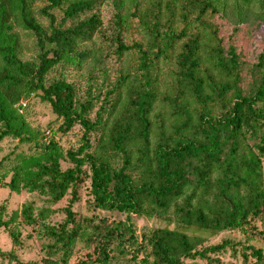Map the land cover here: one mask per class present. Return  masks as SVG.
I'll return each mask as SVG.
<instances>
[{
	"label": "trees",
	"instance_id": "trees-1",
	"mask_svg": "<svg viewBox=\"0 0 264 264\" xmlns=\"http://www.w3.org/2000/svg\"><path fill=\"white\" fill-rule=\"evenodd\" d=\"M17 1L18 7L11 0H0V61L4 63L0 68V139L21 137L23 123L17 122L11 107L20 96L12 86L25 93L37 90L40 100L60 118L59 129L67 131L77 124L81 132L78 146L66 151L70 167L60 170L56 156L46 148L45 163L32 162L37 172L19 175L15 171L6 185L14 189L20 179V187L27 190L47 188L53 202L69 189L65 221L58 230L45 229L55 241L53 247L60 242L62 261L79 234L77 224L66 225L74 221L69 207L78 199L77 189L87 175L84 164L92 204L125 214L121 225L95 233L92 261L96 263L107 264L108 244L117 239L114 235L121 247L125 231L136 242L128 220L131 213L165 214L176 223L174 228H153L141 235L148 254L139 264H184L183 258L207 257L206 253L229 243L223 240L201 247L203 237L181 228L194 226L213 233L238 227L262 212L264 48L249 65L231 42L223 48V34L219 35L211 20L216 11L209 0H133L135 18L145 28L147 39L143 45L123 46L116 36L118 51L135 54V71L118 79L116 86L124 88L123 98L117 94L108 107L104 95L93 118L89 116L92 99H76L73 81L56 78L44 83V76L65 57L79 67L89 52L84 44L100 28L99 7L104 0H72L64 7L62 0H46L39 9L47 19L46 28L36 22L24 0ZM12 7L34 37L36 63L16 56ZM54 7L60 8L58 21L49 11ZM119 19L117 12L113 20L117 27ZM192 21L194 32L188 34L186 26ZM180 22L185 27L177 29ZM96 131L98 137L91 145L89 134ZM27 209L23 217L32 221ZM245 249L254 259L247 264H264L259 248L247 245Z\"/></svg>",
	"mask_w": 264,
	"mask_h": 264
},
{
	"label": "rangeland",
	"instance_id": "rangeland-1",
	"mask_svg": "<svg viewBox=\"0 0 264 264\" xmlns=\"http://www.w3.org/2000/svg\"><path fill=\"white\" fill-rule=\"evenodd\" d=\"M24 1L26 9L34 16L36 22L46 28L47 19L40 15L39 9L47 1ZM70 1L72 0H62L61 5L64 7ZM209 1L216 11V14L210 16L211 20L218 26L219 35L223 34V48L231 42L235 51L241 49L245 62L252 64L256 53L264 48V3L259 0ZM133 2L104 0L99 7L100 28L84 44L89 52L79 67L75 68L71 59L65 57L53 65L44 76V83L56 78L73 81L77 91L76 99L81 102L92 99L90 118H93L101 100L106 99L104 95L108 98L105 103L108 107L116 96L123 98L124 88L119 89L116 86L118 79L126 72L135 71V54L132 51H118L116 36H119L123 46L138 42L143 45L142 41L147 39L145 28L139 24L138 18H135ZM11 3L18 7L17 0H11ZM49 11L58 21L61 17L60 8L54 7ZM117 12L120 14L118 27L113 23ZM11 13L16 16V56L22 61L36 63L37 49L34 37L21 24L18 9L12 7ZM194 23L195 21H192L186 26L185 31L188 34L194 32ZM182 26L184 25L181 22L178 23L177 29ZM184 39L185 37L182 38ZM0 63L1 68L4 63ZM10 89L16 96H20L12 102L11 107L17 122L23 123V128L20 130V138L7 135L0 139V264H101L92 261V249L97 242L95 233L121 225L125 214L116 210L96 208L92 204L87 165H82L87 175L77 189L78 199L69 207L74 221L67 223L66 227L71 228V225L77 224L79 234L70 245L65 261L61 260V250L57 247L60 242L53 247L55 241L53 237L46 235L45 229L58 230L65 221V206L70 198L69 189L58 201L53 202L46 191L47 188L36 187L27 190L20 187V179L14 189L6 185L15 171L19 172V175L27 170L30 174L37 172L38 168L32 165V162L45 163L46 148H50L47 153L56 156L60 170L70 167L72 163L67 159L66 151L74 150L78 146L81 132L77 124L67 131L59 129L60 118L51 111L46 102L40 100L37 90L25 93L21 87L12 86ZM104 117L103 115V120ZM97 137L98 131L89 134L91 145L95 144ZM50 143L55 145L50 146ZM31 156L33 158L30 162H25L28 159L22 160ZM260 180L264 190V157L261 158ZM24 208H28L27 213L32 221H25L22 213ZM128 220L133 231L131 236L135 237L136 242L132 243L128 231H125L124 245L121 247L117 245L118 236L114 235L117 239L113 238L108 244L107 264H139L138 262L148 254V249L140 239L141 235L153 228L171 229L176 226L175 221L165 214L157 216L143 212L131 213ZM181 229L188 234L203 237L201 247L218 244L223 240L229 243L224 249L206 253L207 257L183 258L184 264H247L254 261L248 253L249 249H245L247 245L259 248L264 254V204L261 213L249 217L235 228L213 233L194 226ZM243 253L246 254V259H243Z\"/></svg>",
	"mask_w": 264,
	"mask_h": 264
}]
</instances>
